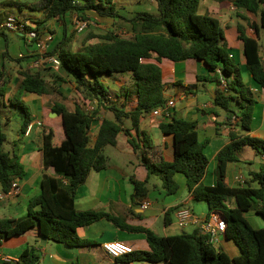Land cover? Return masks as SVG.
<instances>
[{
	"label": "trees",
	"instance_id": "16d2710c",
	"mask_svg": "<svg viewBox=\"0 0 264 264\" xmlns=\"http://www.w3.org/2000/svg\"><path fill=\"white\" fill-rule=\"evenodd\" d=\"M153 1L157 5V15L138 12L132 17L120 15L113 0H40V3L31 5L32 10L42 13L40 23L54 19L63 25L61 40L47 54L59 59L60 69L70 77L83 100L92 104V107L86 110L84 106L76 105L70 111L60 100L52 101L51 112L56 113L63 138L58 139L55 132L46 127L42 149L45 164L53 168L55 176H42L40 191L28 201L24 217L0 218V238L8 239L36 227L42 237L55 243L67 247H90L94 241L81 238L77 230L105 219L119 229L145 235L148 250H135L121 261L152 264H264V227H252L244 216L245 212L254 211L264 219V162L258 171L249 174L245 185L228 187L223 181L227 163L238 161L244 147L263 154L264 140L230 132V142L217 154V184L206 186L202 179L208 164L204 153L208 140L199 138L195 122L171 118L169 122L159 124L164 135L173 136L174 158L170 162L163 160L148 138L136 139L130 133L131 129L139 133L140 118L151 114L167 100L161 68L157 63L146 62L152 57L158 63L162 59L174 63L195 59L204 63L208 72L197 75V82L215 84L214 106L225 111L228 119L236 117L238 122L235 125L244 132L251 129L256 105L250 87L243 81L240 67L230 57L218 19L197 13L200 0ZM231 1L237 11H244L258 19V24H251L256 38L246 35L245 27L240 23L236 25V30L242 43L245 67L254 84L264 89V59L258 42L259 33L264 35V0ZM67 14L85 21L90 20V14L122 19L129 25L131 36L123 37L115 32L89 34L85 42L91 39H98V42L73 51L70 49L73 31L66 23ZM237 14L248 21L245 16ZM28 29L35 30L30 26ZM0 37L6 41L2 59L13 60L8 52L9 39L1 28ZM18 75L16 90L8 101L10 106L21 111L22 122L18 133L24 134L32 119L22 101L23 94L29 92L57 98L61 93L54 83L48 82L38 71L24 69ZM120 76H127V79L117 92L110 90L103 82L104 77ZM56 78L59 79V76ZM220 78L225 80V88H222ZM9 82L10 77L2 64L0 96L6 93ZM132 99L135 100V107L126 110L127 101ZM100 111L110 112L113 117L102 118L91 143V123ZM124 120L130 122V128L123 127ZM121 132L127 136L128 143L146 171L145 180L130 179L133 184L132 201L147 197L146 184L152 175L160 177L166 196L174 195L179 189L174 176L182 174L191 199L205 202L208 214L217 211L223 215L227 222L224 235L237 245L240 250L238 256L229 257L224 251L216 249L209 242V237L197 230L160 236L145 227L125 225L121 218L106 212L77 211L74 208L76 190L86 181L90 172L106 168L104 149L116 145ZM6 139L7 136L0 130V187L5 194L16 180L26 174L20 156L16 152L4 150ZM228 201H233L234 206H227ZM38 263V253L32 246L24 249L14 263L0 260V264Z\"/></svg>",
	"mask_w": 264,
	"mask_h": 264
},
{
	"label": "crops",
	"instance_id": "0c3cea01",
	"mask_svg": "<svg viewBox=\"0 0 264 264\" xmlns=\"http://www.w3.org/2000/svg\"><path fill=\"white\" fill-rule=\"evenodd\" d=\"M38 3H40V0L35 3H27L25 0H0V23L11 16L21 17L26 22L29 17L31 24L27 22V25L35 28L38 32V39H34L30 42L26 40L21 33L11 32L12 35L17 37V40L13 42V47H9L8 52L10 58L16 61L8 60L9 65L7 68L5 67L10 77V82L7 85L4 96H0V105L6 107L10 105L8 98L12 96L16 90V86L19 82L18 72L24 69L40 72L48 82L54 83L60 91L61 96L56 98L55 96L36 95L29 92L23 94V103H30L31 105V111L29 113L32 120L24 134L17 133L16 139L19 143L7 141V145L5 146L3 144V148L5 151L16 152L20 156L26 174L22 179L15 181L19 188L18 193L14 195L5 194L0 187V218L8 217L18 219L24 217L26 215L28 201L40 191L42 176H55L53 168L45 164L44 152L42 149L43 131L44 129L46 130V127L52 129L58 139L61 140L63 138L60 133L61 129L56 115L51 112L53 106L52 101L54 99L60 100L70 111L74 110L76 103H78L77 105L84 106V108L90 104L83 100L81 94L76 90L73 81L61 69L55 71L44 63L39 66H34L32 64L41 53L38 41L44 44L46 53L51 51L63 36V25L54 19H50V22L46 20L40 23L42 13L38 10L33 11L37 12L39 16L33 17L26 15L21 16L22 14L18 16L8 10H10V8H17L22 12L23 4L25 7L29 8V10H32L31 5ZM203 7L207 13L213 14L212 16L218 19L220 27L223 28L221 30L226 40L227 47L229 48L230 57L240 67L243 81L250 87L253 97L256 100L250 131L244 132L240 130L239 127L235 125L237 120L233 122L228 119L225 111L214 106V83L207 81L205 82L207 85H204L205 83L200 84L197 82V75L207 74L208 72L204 63L195 59H187L177 63L162 59L158 63L154 57H152L146 60V62L157 63L161 68L164 95L167 100L174 101V108L170 118L154 117L152 114L143 116L139 121V133H136L132 129L130 133L136 139H138V137L140 139L144 137L148 138L150 143L160 152L163 160L170 162L174 158L173 136L164 135L158 127L159 124L161 122H169L171 118L195 122L198 136L202 133V139L208 140L204 149L208 164L202 183L206 186H215L217 184V154L230 142V132L264 140V89L258 88L254 84L245 67L242 43L238 39L236 30V25L240 23L245 27L246 35L256 38L254 29L251 26V30H248V22L250 25L252 23L257 24V22L249 20L248 17L250 16L244 11H240V15L245 16L249 21H243L237 14L239 11L235 12L236 15L234 17L231 10L234 11L235 7L231 0H203ZM75 17L76 16L72 14L66 15L65 20L66 23L69 24L70 30H72L70 21ZM94 20L99 22H111L115 19L101 18L95 14H90L89 21L92 22ZM126 27L128 31L126 34H128V36L123 37H130V27L128 24ZM234 27L236 36L233 40H229L226 36L227 31ZM262 37V33L260 32L258 42L261 46V56L264 59V41H262ZM7 38L12 42L11 38L8 36ZM20 40L24 41L25 45L34 46L35 48L30 47L31 50L22 52L20 50ZM96 42H98V39H91L86 42L83 40L81 47L83 48L86 45ZM5 44L6 41L4 37H0V56L5 50ZM11 55L13 57H11ZM57 76H59V79L56 78ZM126 79L127 76L104 77L103 82L110 90L117 92ZM204 95L208 97V100L204 98ZM74 98L77 99L76 103L70 108L69 102H73ZM121 100L123 101V98ZM135 105L134 99L127 101L126 110H132ZM85 109L87 110V107ZM108 114L110 115L109 117ZM104 117L112 119L113 116L110 112L100 111L97 118L91 123V143L94 141L100 122ZM3 121L5 124H8L7 118H1V131ZM21 122L20 119V125ZM123 127L126 129L130 128V122L124 120ZM155 131L157 132L154 139L155 141H153L149 134ZM4 134L7 136L6 133ZM108 149H111L110 152H108ZM249 149L251 148L244 147L239 154L238 161L227 163L223 180L226 186L240 187L245 185V182L249 178V174L258 171L260 165L264 162V153L258 154L259 161L257 162L248 158L247 154L249 153ZM104 153L107 157L106 168L98 172H90L86 181L76 190L74 208L77 211L93 210L106 212L121 218L125 225L145 227L160 236L186 233V230L189 228L190 232L196 230L193 226L181 229L176 225L175 212L181 207L189 208L198 216L208 215L205 202L204 209L200 208L199 213H196L190 207V205L195 202L191 199V195L187 191L186 181L182 174H176L174 176L175 181L179 185V189L174 195L166 196L161 187L160 177L152 175L146 184L148 188L147 197L140 201H132L133 184L130 179L133 177L143 181L146 178V171L141 165L140 159L128 143L127 136L123 132L119 133L116 145L105 147ZM242 154L244 155L242 156ZM242 180L243 183H240ZM143 201H148L149 206L142 208L141 204ZM226 205L233 207L234 202L228 201ZM249 212L256 215L254 211ZM249 212H245L244 216ZM77 233L81 238L91 239L94 243L90 247H67L61 243H55L42 237L38 233L36 227L30 228L26 232L8 239L0 238V260L3 261L7 259L14 263L24 249L32 246L36 248L39 256L38 264H152L143 261H121L125 256L112 258L101 247V244L107 241H121L132 246L134 251L148 250V244L143 233L119 229L105 219L79 228ZM213 246L216 249L224 251L229 257H236L240 254L237 245L231 239H227L224 234L218 237L217 244H213Z\"/></svg>",
	"mask_w": 264,
	"mask_h": 264
},
{
	"label": "rangeland",
	"instance_id": "374dc122",
	"mask_svg": "<svg viewBox=\"0 0 264 264\" xmlns=\"http://www.w3.org/2000/svg\"><path fill=\"white\" fill-rule=\"evenodd\" d=\"M27 3H35L38 0H25ZM115 7L118 11V13L124 17H132L133 15H135L138 12H147L153 15H157L158 11H157V5L155 3V1H151V0H113ZM9 12L11 11V13L16 14L18 16H39V14L37 12H34L33 10H29V8L25 7V5L23 4L22 7V12H20L17 8H10V10H8ZM233 12V16L235 17L237 10L234 9L231 10ZM197 13L200 15H209L212 16L213 14L211 13H207L204 10L203 7V0H201L199 2V6L197 8ZM239 14H241V12H238ZM250 17H248L249 20H253L254 22H257L258 24V19L255 18L254 16H252L251 14H248ZM213 17V16H212ZM23 19V18H22ZM80 18H78L77 16L75 18H72L70 23L72 24V42L70 44V49L74 50V51H78L80 50L82 47V41L85 40L86 36H88L89 34H94V35H101V34H105L106 32L112 31L115 32L117 34H120L122 36H128V34H126L127 31V24L124 20L122 19H115L111 22H99V21H88L87 20V25L85 27V29L82 32H78L76 31V29L74 28V24L75 21L78 20ZM24 20V19H23ZM243 20V19H242ZM248 20V21H249ZM49 21V20H48ZM244 21V20H243ZM27 22L31 24L30 18L28 17ZM50 22V21H49ZM250 24L248 22V30H251L250 28ZM221 28V27H220ZM223 29V28H221ZM3 32L5 33L6 36H8L9 38L12 39V42L9 39V47H13L14 43L17 40V37L15 35H12L11 31H8L7 29H3ZM226 36L228 37L229 40H233L234 37L236 36V30L235 27L233 29H229L227 31ZM262 41H264V35L262 34ZM97 41V40H94ZM21 44H20V50L22 52H27L28 50H31L30 47H34V46H29V45H25L24 41L20 40ZM35 48V47H34ZM18 52V50H17ZM263 53V52H262ZM264 54V53H263ZM11 57H13L11 55ZM0 67L3 64L4 67L7 68V66L9 65L8 60H4L2 59V54L0 56ZM55 72V71H54ZM61 78V77H60ZM62 79V78H61ZM204 85H207L206 83ZM204 98H206V100H208V97L206 95H204ZM73 102H69L70 108H72L74 106V103H76V98L73 99ZM71 101V100H70ZM78 103H76L77 105ZM27 109H29V111H31V105L30 103L25 104ZM92 105V104H91ZM91 105L88 104L87 106H85V108L87 107L89 110H91ZM110 115L108 114V117ZM7 118L8 119V124H5V122L3 121L1 129L4 133L7 134V140L5 141L4 145L6 146L7 141H10L11 143H19V141L16 139L17 133L19 131V125H20V119H21V111L18 108L12 107L10 105L3 106L0 105V121L1 118L3 119ZM156 132H153L151 135V139L153 141H155V136H156ZM92 137V135H91ZM200 139L203 138V134L200 133L199 135ZM10 138V139H9ZM110 152L111 149H108ZM252 149H249V153L247 154L248 158L252 159L253 161L257 162L259 161V155L255 152V151H251ZM244 154H242L243 156ZM247 169V168H246ZM245 169V171H246ZM246 174V173H245ZM205 203L204 202H195L192 203L190 205V207L196 212L199 213L200 212V208L204 209ZM245 218L247 219V221L250 223V225L254 228H263L264 227V219L262 217H260L259 215H254L251 214V212L246 213L245 214ZM186 232H190V228L188 230H186Z\"/></svg>",
	"mask_w": 264,
	"mask_h": 264
},
{
	"label": "built area",
	"instance_id": "2783aa9c",
	"mask_svg": "<svg viewBox=\"0 0 264 264\" xmlns=\"http://www.w3.org/2000/svg\"><path fill=\"white\" fill-rule=\"evenodd\" d=\"M86 25H87V21L78 19L75 21L74 28L76 29V31L82 32L85 29ZM0 28L2 30L7 29L8 31L11 32H19L29 42L34 39H38V32L35 30L28 29L27 22L23 20L21 17L11 16L6 18L0 24ZM38 46L41 53L40 56L37 59H35L32 64L34 66H39L42 63H44L49 65L51 69L58 71L60 69L59 59L56 56L48 55L45 52L44 44L41 41H38ZM220 82L222 88H225L226 86L225 80L220 78ZM173 108H174V101L166 100V102L162 106L155 108L151 112V114L154 117L170 118ZM87 110L89 109L87 108ZM231 120L234 122L237 119L236 117L232 116ZM240 183H243V180L240 181ZM18 191L19 188L16 185V183H14L13 187L10 189V191L7 194L14 195L18 193ZM147 206H149V202L143 201L141 207L146 208ZM175 223L181 229H185L191 226L195 227L200 234L209 237V242L211 244H217L218 237L224 234L227 226V222L220 212L212 211L208 215L198 216L194 214L193 211H191L187 207H181L176 210ZM101 247L112 258H120L128 254H131L134 251L132 246L121 241H107L102 243ZM3 261H8V260L5 259Z\"/></svg>",
	"mask_w": 264,
	"mask_h": 264
},
{
	"label": "water",
	"instance_id": "95a60500",
	"mask_svg": "<svg viewBox=\"0 0 264 264\" xmlns=\"http://www.w3.org/2000/svg\"><path fill=\"white\" fill-rule=\"evenodd\" d=\"M54 115H56V113H54Z\"/></svg>",
	"mask_w": 264,
	"mask_h": 264
}]
</instances>
